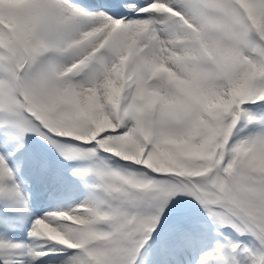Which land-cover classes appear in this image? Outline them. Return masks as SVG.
<instances>
[{
	"label": "snow or ice",
	"instance_id": "snow-or-ice-1",
	"mask_svg": "<svg viewBox=\"0 0 264 264\" xmlns=\"http://www.w3.org/2000/svg\"><path fill=\"white\" fill-rule=\"evenodd\" d=\"M0 264H264V0H0Z\"/></svg>",
	"mask_w": 264,
	"mask_h": 264
},
{
	"label": "rangeland",
	"instance_id": "rangeland-1",
	"mask_svg": "<svg viewBox=\"0 0 264 264\" xmlns=\"http://www.w3.org/2000/svg\"><path fill=\"white\" fill-rule=\"evenodd\" d=\"M29 147H33V145L30 144ZM34 147L36 148V150L42 156H44L45 158H47L51 162V164H54L55 165L54 168H53V165H52L53 171H60L59 169H63V166L65 167L68 164L67 161H64L62 158L59 157L58 153H56L54 149H50L46 145H43V144H36V145H34ZM43 151H45V152H43ZM50 154H52V155L48 158V156ZM74 166H73V168H74ZM71 170H70V172L67 171V172H64V174H63L65 176V183H64L63 188H55V186H53L52 184L49 185V187L47 189L48 195H47V198H46L48 202L51 201V200L48 199V196H49V194L51 192L55 191V194L61 193L60 191H63L64 188H65V191H66V194L62 198V201L65 202L64 205L67 204V203H70V202H72L71 203L72 205H75V203L78 204L84 198L85 190H83V189L77 190V188L75 187V185L78 184V181H75L72 178V176H71ZM65 173H67V174H65ZM51 205L52 204L46 203L43 206H46L50 210L51 209V207H50ZM55 207L56 208H58V207L60 208V204L54 205V208Z\"/></svg>",
	"mask_w": 264,
	"mask_h": 264
},
{
	"label": "bare ground",
	"instance_id": "bare-ground-1",
	"mask_svg": "<svg viewBox=\"0 0 264 264\" xmlns=\"http://www.w3.org/2000/svg\"><path fill=\"white\" fill-rule=\"evenodd\" d=\"M46 151V150H45ZM45 151H43V152H45ZM52 154H50L49 156H48V158L51 156ZM51 165H53V168L55 167V165L54 164H51ZM63 172V171H62ZM63 174H64V172H63ZM24 175H25V177H27L28 175H29V173L27 172V171H25V173H24ZM40 186H42V185H38V184H36L35 182H33V186L32 187H27L26 186V189H27V191L28 192H30L31 194H32V204H33V208H35L36 206H37V203L39 202V200H40V198H39V196H38V194H40L39 192H38V189H39V187ZM72 201V200H71ZM64 203L65 202H62L61 204H60V208L62 207V208H68V207H70V206H73L71 203L72 202H70V203H67V204H65L64 205ZM46 204V202L44 203V205ZM54 204H56V203H54ZM71 204V205H70ZM76 204V203H75ZM54 205L52 204L50 207L52 208ZM56 208V207H55ZM40 209H43V210H49V208H47L46 206H40L39 207V210ZM20 232H22V231H20ZM22 234H24V233H22ZM15 234H12L11 236H12V238H13V236H14ZM13 239H16L15 237L13 238Z\"/></svg>",
	"mask_w": 264,
	"mask_h": 264
}]
</instances>
